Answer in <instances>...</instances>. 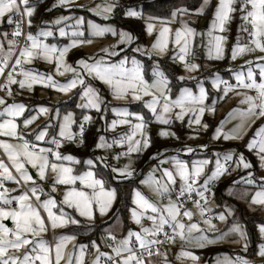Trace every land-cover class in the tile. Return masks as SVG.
<instances>
[{
    "label": "rangeland",
    "instance_id": "rangeland-1",
    "mask_svg": "<svg viewBox=\"0 0 264 264\" xmlns=\"http://www.w3.org/2000/svg\"><path fill=\"white\" fill-rule=\"evenodd\" d=\"M39 1L42 0H29V4L33 6L34 3ZM44 1H47L46 10L45 13L40 16V22L33 23L31 21V25L29 26L28 24V20H31V17L35 12L34 6L33 15L31 17L26 16L28 33L31 32L33 35H36L41 30H50L53 32V36L47 38L39 37V39L48 44H55L58 48H63L65 45H68L71 39H73V37H71V32L76 30L84 31L85 35L84 37H81V39L91 38L93 41L91 44H83L78 47L70 48L65 57L67 64L75 66V62L81 58L88 59L105 56L106 54L102 50L107 48L110 51L117 53L116 55L107 57V59L113 63L118 62L123 57H128L129 61H131V59L134 57L141 64L144 79L151 83L153 80L157 79V77L153 75L154 71L163 73L160 63L162 60H166L168 61L169 65L174 64L179 67L177 81L182 85L180 86L179 90L175 92L174 89L170 88V81L167 78L169 81L167 87L170 89L168 94L171 96V98L175 99L180 94L182 89L191 90L194 95H198L199 87L202 84V86L207 90L205 105L214 106L215 109L214 112L205 111L201 117L200 125H196L195 123L189 125V117L193 116V113L191 112L187 113L182 121L176 120L174 114L175 112L179 111V109H172L170 113L166 114L167 116L171 117V122L167 125L161 124L157 122L152 111L145 106L146 102L150 101L151 97L142 96L140 100H134L129 94L125 99H114L107 86L90 77H86V82L90 83L103 97V104L101 105V111L99 112H97L95 109L79 107V105L85 102L80 97V86H77L69 93L64 94L62 92L56 91L52 87H44L41 84H34L31 90H29L27 87L21 89L19 88L18 84H12L10 85L12 92L10 96L7 95V92L0 94V97L5 99L6 104L23 103L27 106V109L23 115L16 118V123L18 125L17 133L22 134L24 138L30 142V144H36L38 146L37 151L39 147L52 148L54 151H58L61 156L71 155L75 158V161H78H54V158L51 156V154H49L50 162L62 163L65 166L70 167L72 169L71 175H83L88 171H92L95 178L101 179L103 181L104 189L106 191L114 188L108 187L104 180L97 175L96 168H98L100 165L107 168L110 172V176H112L115 180L128 181L135 177L137 178V182L135 183V187L131 193L132 207L128 213V222L130 225L129 228L124 232V234H122L123 222L120 216L115 218L110 225H107L105 228L107 232L102 235L99 240H93L96 246H98L99 252H97L96 247H93L92 243L90 244L95 249V254L89 264H93L98 256L100 259H107V256H100V253H107L108 256L113 257L116 261L122 259V257L115 256L113 247L119 245V242L127 236L129 230L139 232L141 227L152 226V221L147 219V217L149 215L155 214L152 213L150 209L138 208V206L134 203V200L136 199V191H139L146 199L158 207L167 205L169 203V198L172 202H175L178 205L182 204L183 207L181 208V212L184 210H189L193 213L191 221H188L187 218H183L185 222L198 223L199 228L204 232V234L210 237L228 231V229L234 223L239 224L240 227L246 232L247 236L246 224L250 222L254 223L258 235V240L255 244L254 250L251 254H249V249L251 246L248 239V246L247 249H245L243 247V241L240 243L234 242L239 239L238 235L234 233L230 234L225 240L217 241L214 244H205L203 247H201L200 241L195 239V237L199 236L201 233L193 231L191 234H189L186 228L185 239L182 240L179 236H176L171 245H168L164 247V249L160 250V253L162 251L165 252L161 258V263H159L158 260L151 261V258L158 257V255H153L151 257L147 256L144 258L146 264H165V260L167 264H225L226 259H230L235 264L238 257L242 258V260L250 262L249 264H264V257L258 255L260 246L264 245V234H261L259 231V227L264 225V205H253L250 203L251 196L256 191L260 190L261 186H264V168L261 167V161L258 155V147H254L252 150H249L246 147L248 141L253 138L255 131L261 125H264V117H260L258 119L253 117L252 120H254V122L249 121L251 126L247 127V131L242 135L241 139L224 140L223 136L218 139L212 138L217 127H222V132L227 133L241 122L239 113L241 110L246 109L247 105L240 102L243 99V95H237L236 92L243 94L247 91L250 95L255 94L251 90L236 89V92H229L227 96H224V85L221 84L220 90H217V88L213 87V79L218 76L223 81H227L230 84H236V74L243 72L246 76L247 70L250 66L248 62L251 61V67L253 69L255 78L257 79V82H259L260 68L258 65H264V60L258 59V57L264 56V52H260L258 49L239 54L235 60L231 58L232 49L237 44H249L250 47L254 48V45H250L251 37L249 36V33L247 31H243L245 27L248 28L250 25L241 18L242 13L240 11V0H235L233 7L236 9V11L230 14L231 19L226 23L225 31L219 32L218 30H213V35H221L225 37V39L221 42V46L223 48V56L221 59L209 58L208 49L209 47H212V45L209 44L211 37L207 35L219 0H208L207 4H205L203 0L201 6L199 7V9H201L203 6L202 12H180L171 22L154 21L150 20L148 17L145 18L144 40L142 41H138L136 39L134 32L130 28L117 26L113 18L117 0H72V2L68 5H61L59 0ZM98 5L100 6L99 9H97ZM107 5H113L111 12L106 13L103 11V8ZM209 5H212V12L209 16H205L204 13L206 12ZM248 8L250 9V5H248ZM90 9H97L100 14L97 15L96 12L90 11ZM129 10L135 11L138 13V15H126ZM8 15L10 14H6L5 17L0 18V45L3 46L2 49H0V59L6 55L7 49L9 48V41H14L11 38L12 36H10L11 32L8 30L12 24L7 22ZM125 15L128 17H139L141 16V12L130 7L125 9ZM60 17H68L69 19L62 21L59 24L55 23ZM81 17H83L84 23L78 26L76 25V20ZM89 21L100 25L101 27L113 28L117 34L112 35L109 32L105 33V35L102 37H89ZM5 24L9 25V27H4ZM32 24L33 27H31ZM149 24L153 25V31L151 34H149L147 30ZM185 24L195 29L196 35L190 41L189 53L185 56V62H181L178 59L179 55H181L179 51L180 46L175 45L172 41L175 31L177 29H181ZM165 26L171 31L169 33V43L167 49L161 54L152 50V44L154 43L160 29ZM60 28H64L68 35L61 37L59 35ZM121 31L131 34L132 39L130 42L122 43L120 41L119 33ZM260 39L262 42H264V38ZM16 48L17 44L15 43L13 46V53L15 52ZM137 48L141 49V51H135ZM145 51L150 54L151 58H149V55L144 54ZM213 56H215L214 52ZM188 61H190L191 64L195 63L199 65V68L192 71L186 70L184 64ZM213 61L220 62L221 64H218L217 66H221V68H213ZM145 63L150 65L149 69L146 68ZM127 66H130V63ZM21 67L26 69H34L40 74H52L53 78L59 83H65L72 78V73L57 75L55 72L54 63H47L43 59L39 58H34L30 64L22 63ZM14 75L17 80L21 78L15 73ZM3 76L4 74L0 75V80ZM164 76L166 75L164 74ZM6 77L7 75L4 77V85L6 84ZM180 77H183V79H180ZM221 97L223 98L221 99ZM66 104L69 106L63 107ZM40 106L47 107L49 109L48 114L38 116V118L32 124L25 127L23 125V120L28 118L30 115H34V110ZM3 107L5 106L0 105V110H2ZM113 108L127 109L129 112L139 113L143 116L144 121L146 122L144 131L147 133L150 139L149 147H141L139 151H134L127 155L124 154L127 152L129 147V142L126 139V135L131 134L132 129L130 124H118L115 128L111 127L112 120L124 119V117L115 115L112 111ZM161 111L162 109L158 105L157 114H159ZM68 113L73 114V122L70 123L66 131L74 136L73 140L61 138L58 135L60 131V124L64 122L63 117ZM85 115L90 116L91 119L89 121H84L83 117ZM127 119L131 120L133 124L137 122L133 117H127ZM222 121L224 122L223 125H221ZM81 124H83L84 128L82 136L80 134ZM203 124L208 125L207 129L202 127ZM75 125L77 126L76 128ZM45 126H47V134L44 140L36 141L35 135L41 129L45 128ZM162 129L167 130L169 133L174 132L176 136L173 137L172 135H169L167 137H162L159 135ZM90 132L95 134L91 148L93 150L92 154L89 156H83L82 154L80 155L78 148L84 144V139L87 133ZM101 136L105 137V141L103 142L105 146L98 147L97 145L102 143L99 139ZM53 137L61 141V146L59 148H57L56 145L50 143ZM176 137H178V139ZM121 138L125 139L123 145L115 142L119 141ZM139 138L140 135L137 133L133 139L135 140ZM0 141L13 144L22 143L19 142L18 139H13L5 135H0ZM205 145L206 147H201ZM188 147H191L194 151L192 153H187L185 149ZM0 150L7 162H10L8 161L7 156L4 154L3 149L0 148ZM228 153L233 154V160L225 162L223 157ZM241 153L243 154L244 159L247 162H250V168L245 169L242 164L237 165L236 160ZM216 154H219V158L221 159L222 163H230L231 167L227 168V173L221 175L218 178V180H220L222 183L220 184L219 188L212 191L211 198L207 200V203H204L205 209L210 210L206 211L205 213L208 212L212 215L210 220L212 221V224L215 225V228L210 229L208 225L203 223V219L205 218L201 217L200 210L195 206L194 202L187 204L185 201L181 200L182 197H179V200L177 199L182 185V181L178 175L175 176V184L167 185L169 192L165 193L163 196L158 195L155 191L156 184L153 183L152 178L155 177L160 181L161 184H165L166 178H162L163 169L167 168L173 171L175 174L173 157L188 162L190 167L191 162L194 160L208 159L211 161V163L204 167V172L198 178L197 185H195L196 188H199L214 169L215 160L217 159ZM88 160H92L93 164L88 165L86 163ZM126 165L128 166V170L132 172L131 176L122 175L119 172L112 171L113 168L124 169ZM25 168H27L29 173L33 176L36 184L43 187L44 193L50 194L56 199L57 207L53 209L54 212L58 213L59 209L62 207L65 213L69 214L70 216H72L71 213H73L87 224H95L97 222L104 223L109 220L116 200V191L115 197L111 200L106 212L103 215L100 214L98 208L94 205V218L89 219L87 217L80 216L74 208H70L67 205H61L60 201L63 200L64 193L73 187L77 190H84L89 193H91V189L83 188L80 184V181L77 180L74 185L57 184L56 191L53 192L51 185L53 183L55 174L52 173L50 169L46 172V178L44 180H40L36 176V169L32 168L31 165L27 163H25ZM140 168H142V176L137 177L139 174L137 171ZM12 173L15 175L13 171ZM249 173H252L251 177H249ZM249 179L254 180L255 183H246V181ZM142 181H147V183H143ZM5 183V187L9 189V192L7 193L9 197L25 192V189H23L21 183L19 185L11 181H5ZM25 185L26 187L30 188L32 187V182H28ZM12 189H16V191H12ZM220 189H222L223 195L219 194ZM194 192L192 193L191 197L195 196ZM29 196H31V193H29ZM45 198L46 196L41 194V200H44ZM30 202L33 204L37 203L34 197L31 198ZM13 203L16 204L15 201H13ZM13 203L11 205H7L6 207L13 208ZM134 208L137 209L138 212L144 213V216L141 217L140 224H136L131 216V210ZM220 213H224L226 215L225 221H220L219 219L215 218ZM41 215L45 216L46 218L45 212H41ZM7 221L10 222V226L5 224ZM3 223L9 228L14 227L10 219L4 220ZM62 228L63 227H58L53 230L49 227L48 231L42 233L40 238L48 241L49 235H52L53 238L60 235L74 236L72 234L63 232ZM166 229H168L167 226H165L164 231H166ZM169 231L171 233V229H169ZM112 236L115 237V240L111 239ZM76 237L75 240L68 242L70 248L63 256V264H69L70 258L72 264V255L74 256L76 251L79 255L80 249ZM132 240H135V238L133 237ZM30 247V245L25 246L18 252L10 249L9 255L22 256V254L29 250ZM155 247H157V245ZM229 249H232L233 253H230ZM181 251H189L193 253V255L198 257V260L193 261L188 257L178 258ZM124 255L127 254H122V256ZM74 264H76V262H74Z\"/></svg>",
    "mask_w": 264,
    "mask_h": 264
},
{
    "label": "snow or ice",
    "instance_id": "snow-or-ice-1",
    "mask_svg": "<svg viewBox=\"0 0 264 264\" xmlns=\"http://www.w3.org/2000/svg\"><path fill=\"white\" fill-rule=\"evenodd\" d=\"M72 0H59L61 5H68ZM207 4L208 0H204ZM235 0H219V3L213 14V20L210 24L208 36L211 37L209 44L212 47L208 49L209 58L221 59L223 56V48L221 42L225 37L221 35H213V30H218L219 32L225 31L226 23L231 19V13L236 11L233 7ZM250 5V9L248 8ZM23 6V8L21 7ZM113 5H107L103 8L104 12H111ZM100 6H97L99 9ZM97 9H90V11L96 12L97 15L100 14ZM198 12L203 11V6ZM240 11L242 13L241 18L251 26V31L247 27L243 31H247L251 37L250 45H254V48L250 47L249 44L240 45L237 44L233 47L231 58L235 60L239 54H243L246 51H254L258 49L260 52H264V42L260 38H264V0H240ZM34 12V7L29 4V0H0V18L8 15L7 22L9 24L16 23V30L12 33L14 37L21 35L20 25L21 20L24 16L31 17ZM126 15L137 16L138 13L129 10ZM175 16V13H173ZM107 18V17H105ZM69 19L68 17H60L55 23L59 24L64 20ZM84 23L83 17L76 20V25H82ZM29 26L31 25V20H28ZM149 34L153 31V25H148ZM170 29L168 27H163L158 32V35L152 44V50L158 53H163L169 43V33ZM111 33L116 35V31L113 28L101 27L100 25L94 24L91 21L88 22V34L89 37H102L105 33ZM7 35V34H5ZM59 35L64 37L68 35L64 28L59 29ZM85 33L81 30H76L71 32V39L68 45L63 48H58L55 44L45 43L39 37H50L53 36V32L50 30H41L36 35L31 32L27 33L26 40L29 42L25 47L19 50V55L16 56L11 68L9 69L6 77V84L0 85V88H7V95H11L12 84H18L19 88H28L31 90L34 84H41L44 87H52L56 91L62 92L64 94L69 93L72 89L77 86L81 87L80 97L85 102L79 107L95 109L97 112L101 111V105L103 104V97L100 93L90 84L86 82V77L100 81L102 84L108 87L114 99H125L130 94L132 99L140 100L142 96L151 97L150 101L146 102L145 106L149 108L153 115L155 116L157 122L161 124H169L171 122V117L166 114L170 113L172 109H179L175 112L176 120H183L184 116L191 112L193 116L189 117V125L195 123L196 125L201 124V117L205 113L214 112V106L205 105V100L207 97V90L202 86L199 87V94L194 95L191 90L182 89L180 94L175 98H171L168 94L170 89L167 85L169 83L168 79L162 72L154 71L153 75L157 79L153 80L151 83L144 79L142 73V67L139 61L134 57L129 61L128 57H123L118 62L113 63L107 57L116 55L117 53L110 51L105 48L102 51L106 54L99 58H81L75 62V66L67 64L65 57L70 48L78 47L83 44H91L93 41L91 38H84ZM120 41L122 43H128L131 41L132 36L130 33L121 31L119 33ZM196 35L195 29L189 27L187 24L183 25L181 29H177L174 34L173 43L179 45V55L178 59L181 62H185V56L189 53V44L191 39ZM183 41V43H182ZM15 41H9V48L7 49L6 55L0 59V75H3L5 68L8 67V62L13 56V46ZM0 45V49H2ZM135 51L139 52L141 49L137 48ZM213 52L215 56H213ZM145 55L150 54L145 51ZM34 58L43 59L47 63L55 64V72L57 75H64L65 73H72V78L65 83L57 82L52 74H40L34 69H26L21 67L22 63H31ZM259 60H264V56L258 57ZM91 61V62H90ZM130 66H127L129 65ZM250 65L247 70V75L245 76L243 72L236 74V84H230L227 81L221 80L218 76L213 79V87L220 90V85L223 84V94L227 96L229 92H236V89L251 90L255 94L250 95L248 92L243 94L236 92L237 95H243V99L240 101L242 104H246L247 108L241 110L239 115L241 117V122L236 125L232 130L227 133L222 132V127H217L213 135V139H218L223 136L224 140L230 139H241L242 135L246 133L247 127H250V123L254 122L253 117L260 118L264 117V65H258L260 68L259 76L260 80L257 82L255 78L253 69L251 67L252 62L249 61ZM186 70L192 71L199 68V65L184 64ZM18 70V71H17ZM14 73L21 78L17 80ZM183 79V77H180ZM223 97H221L222 99ZM0 105H4L2 110H0V135H5L13 139H18L22 143L13 144L4 141H0V148L3 149L4 154L7 156L8 161L11 162V168L15 169L18 175H13L8 164L3 160H0V264H60L63 258L64 249L68 242L75 240V236L70 235H60L55 237L56 243L50 245L48 241L41 237L42 233L48 231V228L55 230L58 227H64L71 224H78L79 221L70 216L63 211L61 207L59 212H54L53 209L57 207V201L50 194L44 193L43 187L36 184L33 176L29 173L28 169L25 168V163L31 165L32 168L36 169V176L40 180L46 178V172L50 169L52 173L55 174L51 189L53 192L56 191L57 184L74 185L77 180L83 188L91 189V193L84 190H77L76 188H71L67 190L63 195V200L60 201L61 205H67L70 208H74L76 212L82 216L89 219H93V206L95 205L100 214H104L107 207L111 203V200L115 197V190H105L103 181L97 179L92 171H88L83 175H71L72 169L65 166L62 163L50 162L49 154L54 158V161H75V158L71 155L61 156L58 151H54L52 148L39 147L37 151L36 144H30L28 140L24 138L22 134L17 133V123L16 118L23 115L26 111L27 106L23 103H11L6 104L3 97H0ZM160 106L162 111L157 114V106ZM35 114L30 115L28 118L23 120V125L27 127L32 124L40 115H46L49 109L44 106H40L34 110ZM113 113L117 116L124 117V119L112 120L111 127L115 128L118 124H130L131 134L126 135V139L129 142V147L125 155L130 154L134 151H139L141 147L147 148L150 146V139L147 133L144 131L146 127V122L144 118L139 113L129 112L127 109H112ZM235 111V110H234ZM72 113H68L63 117V123L60 124V131L58 133L59 137L66 138L68 140H73L74 136L66 131L70 123H72ZM231 115V114H230ZM127 117H133L137 122L132 123ZM90 116L85 115L83 117L84 121H89ZM223 121L221 125H223ZM202 127L207 129L208 125L203 124ZM83 124L80 126V134H83ZM137 133H139V139H133ZM47 134V126L41 129L36 135V141H43ZM162 137H167L172 135L176 136L174 132L169 133L167 130H161L159 133ZM178 139V137H176ZM259 138V139H257ZM101 144L98 147H103L105 144V137L101 136ZM121 145L124 144L125 139L121 138L119 141H115ZM51 144L56 145L57 148L61 146V141L53 137L50 141ZM134 145V146H133ZM110 146V145H108ZM201 147H206L201 146ZM246 147L252 150L254 147H258V155L261 161V167L264 168V125H261L254 133L253 138H251ZM187 153H192L194 150L191 147L185 149ZM215 160V167L211 171V174L207 176L203 184L196 188L198 178L204 172V167L211 163L208 159L194 160L191 162V167L188 162L177 159L173 157L175 165V174L173 171L165 168L163 169L162 178H166V183L161 184L160 181L153 177V183L156 184L155 191L158 195L163 196L165 193L169 192L168 184H175V176L178 175L182 181L180 188L179 197H185L191 199L192 193L195 191V195L199 198L194 201L195 206L200 210L201 217H204L206 211L201 207V201L207 203V196L205 193L209 192L210 182L218 179L221 175L227 173L228 169L226 163H222L219 158V154ZM118 158V157H117ZM225 162L233 160V154L228 153L223 157ZM78 162V161H75ZM88 165H92L93 161L88 160L86 162ZM163 163V161H162ZM237 165H243L245 169L250 168V162L244 159L241 153L236 160ZM113 172H119L122 175L131 176L132 172L128 170L126 165L124 169H112ZM252 173H249V177ZM5 181H11L19 185L21 181L25 184L32 182V187L28 191L22 192L19 195L9 197L7 193L9 189L5 187ZM147 183V181H142ZM246 183L254 184L255 181L249 179ZM16 191V189H12ZM231 191V190H229ZM29 192L31 196H29ZM41 194H44L46 198L41 200ZM34 197L36 204L30 202L31 198ZM136 199L134 203L138 208L150 209L155 215H149L147 219L152 221L151 227H141L139 232H134L129 230L127 236L119 242V245L113 247V252L116 257H122L119 261H116L113 257L108 256L107 253H100V256H107L105 264H146L144 260V255L151 257L153 255H161L159 249L155 247L163 243L164 241L158 238L160 233H163L164 239L168 242H172L176 236L180 239H185V229L191 234L193 231L200 232L201 234L195 237L196 240L200 241V246L203 247L205 244H214L217 241L225 240L230 234L234 233L238 235L239 239L234 241L240 243L243 241V247L247 249V236L246 232L240 227L239 224L234 223L226 232L220 233L215 236L205 235L204 232L199 228L198 223H186L183 218H187L188 221L192 220L193 213L189 210H184L181 212L182 204L178 205L172 202L169 198V203L163 207H158L154 203L146 199L139 191L135 192ZM13 201L16 202L17 207L8 208L7 205H11ZM250 203L253 205H264V186L256 191L250 199ZM46 213L45 216L41 215L40 209ZM231 214V213H229ZM131 216L136 224L141 223V217L144 216L143 212H138L137 209L131 210ZM220 221H225L226 215L220 213L217 217ZM11 220L14 225L13 228L7 227L3 221ZM47 221V223H46ZM203 223L208 225L210 229L215 228L210 219H203ZM165 226L171 229V233L164 231ZM261 234H264V225L259 227ZM11 237V238H9ZM135 238V242L138 244L139 252L134 250L131 246L132 238ZM111 239L115 240L112 236ZM93 247H96L97 252H99L98 246L95 242H92ZM31 246L29 250L25 251L22 256L9 255V250L19 251L25 246ZM87 245L81 244L80 255L76 258V264H83L84 249ZM54 251V258L52 253ZM126 253L127 255L122 256ZM258 255L264 257V245L260 246ZM179 257H188L193 261L198 260V257L193 255L189 251H181ZM71 264V258L69 260ZM93 264H100L99 256L93 262ZM165 264H167L165 260ZM225 264H234L230 259L225 260ZM236 264H248V261L242 260V258H237Z\"/></svg>",
    "mask_w": 264,
    "mask_h": 264
},
{
    "label": "trees",
    "instance_id": "trees-1",
    "mask_svg": "<svg viewBox=\"0 0 264 264\" xmlns=\"http://www.w3.org/2000/svg\"><path fill=\"white\" fill-rule=\"evenodd\" d=\"M46 2L47 1L42 0L33 4V6L35 7L34 15L31 17V21L33 23L40 22V16L45 13L46 10ZM202 2L203 0H117L113 18L118 26L130 28L134 32L136 39L138 41H142L144 40L145 18L148 17L150 20L154 21L171 22L177 17V14H179L180 12H196L201 6ZM130 7L139 10L141 12V16H126L125 9ZM211 12L212 5H209L204 15L209 16ZM173 13H175V16H173ZM15 19L16 18L14 17V21ZM4 27L7 28L9 27V25L5 24ZM31 27H33V24ZM160 64L163 73L170 81V88L174 89V91L177 92L180 86H182L177 81L179 67L174 64L169 65L168 61L166 60H162ZM218 64L221 63L215 61L213 68L220 69L221 66H217ZM145 66L147 69L150 68V65L148 63H145ZM67 106L69 105L66 104L63 107ZM76 127L77 126L75 125V128ZM94 138V133H87L84 139V144L78 148L80 155L82 154L83 156H89L92 154L93 150L91 148ZM96 173L104 180L105 184L108 187H113L116 191V200L109 220L104 223L97 222L95 224H87L82 221L77 215L71 213L72 216L79 221V223L68 224L62 229L64 232L76 235L78 241L80 243L87 244V246H91L90 244L93 240H99V238L107 232L105 229L106 226L110 225L118 216L122 218L123 233L129 227L128 213L132 207L131 193L133 188L135 187V183L137 182L136 177L128 181L115 180L112 176H110L109 170L105 167H102L101 165L96 168ZM137 173H139L137 177H141L142 168H140ZM220 184L221 183H219L217 188H219ZM219 194L223 195L222 189L219 190ZM246 230L247 239L251 246L249 249V254H251L258 240V235L253 222L246 224Z\"/></svg>",
    "mask_w": 264,
    "mask_h": 264
},
{
    "label": "built area",
    "instance_id": "built-area-1",
    "mask_svg": "<svg viewBox=\"0 0 264 264\" xmlns=\"http://www.w3.org/2000/svg\"><path fill=\"white\" fill-rule=\"evenodd\" d=\"M23 8V6H21ZM248 29L249 31H251V27L248 26ZM16 30V23L14 21V24H13V32ZM20 31H21V35L18 36V37H15V40H16V44H17V50H16V54L14 55L13 59L11 62H9L8 64V67H7V70H6V74L8 73L9 69L11 68L12 66V63L14 62L16 56H18L19 54V50L23 47H25L27 44H28V41L26 40V35L28 33V25H27V18L26 16H24L21 20V25H20ZM187 64H191V62L189 61ZM5 74V75H6ZM5 77V76H4ZM4 77L0 80V85H4ZM7 92V89L6 88H0V93H6ZM20 141V140H19ZM0 160H3L4 161V157L0 151ZM226 167L227 168H230L231 167V164L230 163H227L226 164ZM219 185V181L215 180L213 181L210 186H209V192L206 193L205 195L207 196V200H209L211 198V193L214 189L217 188V186ZM26 189V188H24ZM27 190V189H26ZM0 191H2V189H0ZM199 199L197 196L195 197H191V199H187L185 197H183V201H185L187 204H190L192 202H194L195 200ZM201 206H204V201L202 200L201 201ZM17 207L15 204L13 205V208ZM205 207V206H204ZM206 219H211L212 215L210 213H206L205 216H204ZM167 232L170 233V231L168 230ZM161 240H163L164 242L157 245V248H160V247H163V246H167V245H170L171 242H168L167 240L164 239V236L161 235L160 237ZM56 242L54 240V238L52 237V235L49 236V244L50 245H54ZM132 244H135L134 241H132ZM136 250L137 252H139L140 250L139 249H134ZM94 252V248L92 246H88L87 248V257H86V261H88L91 257V255L93 254ZM229 252L230 253H233V250L232 249H229ZM147 254L144 255V257H146ZM105 260L102 261V264H105ZM237 262V261H236ZM250 262H248L249 264Z\"/></svg>",
    "mask_w": 264,
    "mask_h": 264
},
{
    "label": "crops",
    "instance_id": "crops-1",
    "mask_svg": "<svg viewBox=\"0 0 264 264\" xmlns=\"http://www.w3.org/2000/svg\"><path fill=\"white\" fill-rule=\"evenodd\" d=\"M118 26V25H117ZM8 28V27H7ZM8 30L11 32V34H10V36H12L11 38L16 42V40H15V37L12 35V33H13V23H12V25H10V27L8 28ZM16 50H17V48H16ZM16 50H15V52L13 53V56H12V58L10 59V61L9 62H11L12 61V59H13V57H14V55L16 54ZM9 62H8V64H9ZM189 62V61H188ZM187 62V63H188ZM6 70H7V68H5V73H4V76H5V74H6ZM7 75V74H6ZM3 76V77H4ZM2 77V78H3ZM1 94V93H0ZM19 141V140H18ZM19 142H22V141H19ZM1 151V150H0ZM2 153V152H1ZM2 155H3V153H2ZM4 157V156H3ZM4 162L6 163V164H8V166L10 167V169L15 173V175H18L16 172H15V169L14 168H11V163L10 162H7V160H6V158L4 157ZM217 181H219V183H222V182H220V180H218V179H216ZM215 181V180H214ZM213 182V181H212ZM211 182V183H212ZM6 184V183H5ZM21 185L23 186V189L24 188H26L25 189V191H28V187H26V185L23 183V181H21ZM33 186V185H32ZM30 193V192H29ZM195 193V192H194ZM196 196V195H195ZM195 196H193V197H195ZM222 197V196H221ZM182 201H183V197H182V199H181ZM15 203H13V205H14ZM12 205V206H13ZM16 205V204H15ZM17 206V205H16ZM201 207H203V208H205L204 206H201ZM40 211L41 212H43L44 213V211L42 210V208L40 209ZM208 213V212H207ZM206 214V213H205ZM205 216V215H204ZM205 218V217H204ZM206 219V218H205ZM185 221V220H184ZM7 222H9V221H7ZM7 222L5 223L6 225H7ZM7 226H10V225H7ZM130 226V225H129ZM129 228V227H128ZM127 228V229H128ZM63 229V228H62ZM126 229V230H127ZM170 228H168V229H166V231H168ZM125 230V231H126ZM63 231V230H62ZM64 232V231H63ZM65 233H67V232H65ZM69 234H71V233H69ZM122 234H124L123 233V230H122ZM72 235H74V234H72ZM161 235H163V233H160L159 234V239H160V237H161ZM50 236V235H49ZM75 237H76V235H74ZM11 238V237H10ZM109 238V237H108ZM107 238V239H108ZM76 240H78V238L76 237ZM132 241H134L135 242V240H132ZM48 242H49V239H48ZM56 242V241H55ZM78 244L79 245H81V244H83V243H80L79 241H78ZM171 244H172V242H171ZM170 244V245H171ZM84 245H87V244H84ZM132 245V247L134 248V249H139V247H138V244L135 242V244L133 245V244H131ZM168 246V245H167ZM164 247H166V246H163V247H160V249H159V252H160V250L161 249H164ZM70 248V246L68 245V243H67V245H66V247H65V249H64V253H63V256L66 254V251L68 250ZM87 248H88V246L83 250L84 251V256H83V264H89L90 262H91V260H92V257L94 256V254H95V249H94V252H93V254L91 255V257H90V259L88 260V261H86V257H87ZM80 249V248H79ZM164 253L165 252H161V254L162 255H158V257H153V258H151L150 260L151 261H153V260H158V262L159 263H161V258L163 257V255H164ZM79 255H80V252H79ZM79 255L77 254V251H76V253L74 254V256L72 255V264H74V262H76V258L77 257H79ZM52 256H53V258H54V251H53V253H52ZM112 256H114V255H112ZM103 260H105V259H100V264H102V261ZM107 260V259H106ZM119 261V260H118ZM36 264H39L38 263V261L36 262ZM60 264H63V258L61 259V261H60ZM236 264V263H235Z\"/></svg>",
    "mask_w": 264,
    "mask_h": 264
},
{
    "label": "water",
    "instance_id": "water-1",
    "mask_svg": "<svg viewBox=\"0 0 264 264\" xmlns=\"http://www.w3.org/2000/svg\"><path fill=\"white\" fill-rule=\"evenodd\" d=\"M7 225H10V222H7Z\"/></svg>",
    "mask_w": 264,
    "mask_h": 264
}]
</instances>
